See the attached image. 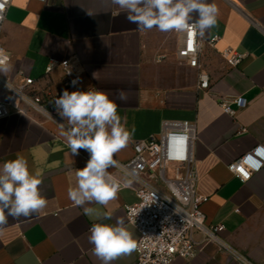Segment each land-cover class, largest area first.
Listing matches in <instances>:
<instances>
[{
    "label": "crops",
    "instance_id": "crops-1",
    "mask_svg": "<svg viewBox=\"0 0 264 264\" xmlns=\"http://www.w3.org/2000/svg\"><path fill=\"white\" fill-rule=\"evenodd\" d=\"M236 1L239 6L208 0L219 15L203 36L200 67L179 61L178 33L138 31L112 0H12L1 24L0 39L11 56L7 71H0L5 78L16 82L22 70L38 79L51 59L71 58L85 77L79 89L104 91L117 103L118 114L135 130L128 146L114 155L117 159H130L134 142L159 133L165 121L196 122L198 191L208 196L202 204L206 225L219 228L193 258L172 264H245L238 255L264 264V164L247 181L229 169L264 146V0ZM227 47L245 53L236 66L221 53ZM201 71L208 74V89H199ZM50 78L62 88L59 67ZM118 90L126 100L119 99ZM235 95L245 97L247 105L231 103L236 112H225L220 98ZM60 125L32 110L0 118V166L23 157L30 174L40 173L39 190L47 200L38 212L8 217L0 226V264H102L92 252L89 229L94 223L114 224L117 217L136 242L139 238L125 209L138 199L132 188L119 189L106 206H76L69 199L75 172L89 155L80 150L72 156ZM108 171L123 177L111 167ZM84 208L93 214L85 215ZM97 213H110L113 219H98ZM135 261L134 250L111 264Z\"/></svg>",
    "mask_w": 264,
    "mask_h": 264
},
{
    "label": "built area",
    "instance_id": "built-area-1",
    "mask_svg": "<svg viewBox=\"0 0 264 264\" xmlns=\"http://www.w3.org/2000/svg\"><path fill=\"white\" fill-rule=\"evenodd\" d=\"M11 1L0 0V29ZM229 1L239 6L236 0ZM178 35L179 61L200 67L203 36L196 35L191 47V39L186 33ZM218 39L219 36L216 35L208 42L214 45ZM221 53L231 66H236L245 57V53L230 47ZM10 60L11 56L0 39V61L5 66ZM57 67L61 70L62 88L53 85L50 78ZM74 79L79 82L72 86L71 81ZM84 83L83 71L71 58L60 61L51 59L46 67V74L38 79L25 75L22 70L18 72L16 82L0 74V88L3 92L0 96V118L15 111L32 110L67 125V121H62L58 116L54 100L63 90L75 91ZM209 85L208 74L201 71L199 89H208ZM231 103L245 107L248 102L241 95L220 98L223 110L234 114L236 110L232 108ZM196 142L195 121L189 119L165 121L159 133L134 142L130 159L122 161L113 157L116 163L111 168L113 172H118L123 177L111 173L110 175L119 184V189L130 187L138 198L135 203L125 205L129 223L139 231L135 264H172L178 258L191 259L205 243L216 238L215 231L219 227L206 225V215L202 209V204L208 196L198 191ZM258 150H264V146L255 147L229 164V169L242 181L250 179L253 172L264 164V155H259ZM248 157L259 166L246 162ZM197 234L201 236L198 237ZM238 257L245 264H252L246 258L239 255Z\"/></svg>",
    "mask_w": 264,
    "mask_h": 264
},
{
    "label": "clouds",
    "instance_id": "clouds-1",
    "mask_svg": "<svg viewBox=\"0 0 264 264\" xmlns=\"http://www.w3.org/2000/svg\"><path fill=\"white\" fill-rule=\"evenodd\" d=\"M124 13L129 23L138 31L153 28L161 32L186 33L191 39L205 33L217 24L219 9L208 0H112ZM0 71H7L0 61ZM79 81H71L75 86ZM121 101L126 100L118 90ZM61 120V135L67 139L72 156H79L80 150L89 158L82 169H77L76 187H69L68 197L76 206L86 203L107 205L116 199L119 184L110 175L109 168L115 165L114 155L126 148L134 129L129 130L126 119L118 114L117 103L101 90H63L54 100ZM40 173L30 174L28 162L18 156L0 166V226L13 219L29 216L47 205L41 196ZM85 215H92L93 209L84 208ZM102 220L113 219L110 213L99 214ZM92 252L102 264H111L117 257L130 254L137 248L133 234L125 226L123 218H115L114 224L94 223L89 229Z\"/></svg>",
    "mask_w": 264,
    "mask_h": 264
},
{
    "label": "snow or ice",
    "instance_id": "snow-or-ice-1",
    "mask_svg": "<svg viewBox=\"0 0 264 264\" xmlns=\"http://www.w3.org/2000/svg\"><path fill=\"white\" fill-rule=\"evenodd\" d=\"M258 154H259V155H264V150H258ZM246 162L251 163V164H253V166H256V167L259 166L258 164H255V163L252 161V158H251V157L246 158ZM241 171H243V170L241 169ZM245 175H246V174H245Z\"/></svg>",
    "mask_w": 264,
    "mask_h": 264
}]
</instances>
